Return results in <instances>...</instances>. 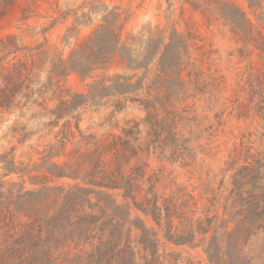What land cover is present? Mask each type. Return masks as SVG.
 <instances>
[{
    "label": "rangeland",
    "instance_id": "1",
    "mask_svg": "<svg viewBox=\"0 0 264 264\" xmlns=\"http://www.w3.org/2000/svg\"><path fill=\"white\" fill-rule=\"evenodd\" d=\"M216 1L10 0L0 39L13 34L21 46L45 44L66 60L112 11L129 55L139 59L175 33L164 61L179 51L181 65L162 67L157 54L132 68L116 50L86 75L69 71L58 88L48 84V62L36 71L48 88L21 110L0 113V264H12L9 253L27 246L25 205L59 202L76 186L97 189L91 177L108 182L119 174L132 178L134 199L120 188L105 191L158 238L152 255L138 243L141 230L128 225L136 264H213L204 249L214 233L233 230L238 188L241 201L264 192V51L232 31ZM221 1L238 7L264 41V0L255 10L248 0ZM74 94L88 100L56 118L52 111ZM145 198L161 207L160 225L135 206ZM166 216L171 233L192 240L167 239ZM89 249L71 244L52 254L62 253L56 264H68L63 260H82ZM244 249L251 264H264L262 232Z\"/></svg>",
    "mask_w": 264,
    "mask_h": 264
},
{
    "label": "trees",
    "instance_id": "2",
    "mask_svg": "<svg viewBox=\"0 0 264 264\" xmlns=\"http://www.w3.org/2000/svg\"><path fill=\"white\" fill-rule=\"evenodd\" d=\"M260 1L248 0L253 10L261 9ZM215 3L220 14L232 24L233 32L246 42H255L264 51L262 36L253 33L251 22L238 7L221 0ZM9 4L10 0H0V16L5 13ZM117 16L116 13L108 11L103 16V23L66 60L51 53L45 44H38L35 47L21 46L17 36L13 34L0 39V113L21 110L28 102L36 101L34 95H40L48 88V85L39 82L36 73L46 62L49 63L48 84L56 88L59 87L56 84L59 78L67 75L69 71L86 75L95 67L105 65L116 50L123 54L132 68L148 65L157 54L162 67L172 68L181 65L179 51L176 52L175 61H168V64L164 61L167 51L176 45L175 33L169 35V42L166 44L163 38L159 37L155 45L148 47L139 59L129 55V45L120 44L118 29L114 25ZM149 38L151 39L152 36L150 35ZM133 39L134 37L130 38L131 41ZM182 44H185V41L182 40ZM161 48L162 52H160ZM21 51L26 52L23 59L17 58V54ZM54 78L57 80L52 81ZM116 79L126 80L120 75ZM130 86L132 85H127V88ZM87 98L88 96L74 94L70 100L61 101L52 113L59 118L66 114L68 109L72 110L86 102ZM260 109L264 110V106ZM93 178L88 179V183L93 184L97 189L76 186L65 192L59 202L35 201L33 204H39L37 209H30L25 205L23 210H26L29 219L24 235L27 246L22 249L16 248L9 253L12 264H56L62 253L54 256L52 250L67 248L71 244L74 247L88 244L90 249L86 251L82 260L79 256L71 260H63L68 264H136L129 240V224L141 230L138 243L152 255L156 253L158 245L156 233L146 229L142 223L138 225V219H130L128 206L118 204L105 191L120 188L124 190L122 194L124 198L134 199L132 178L123 174L108 182H97ZM240 191L241 189L238 188V201H234L237 206L235 205L236 209L232 213L235 223L233 230L222 233V238H218L214 233L205 246L204 251L213 264H251L252 257L244 247L260 232L264 234V192L257 196V200L241 201ZM135 206L144 214H150L160 225L161 207L156 204L154 198H145ZM37 211L38 213H35ZM165 218L168 227L164 236L167 239L176 243L192 240V234L186 239L179 233H171L168 216ZM209 228L203 229L202 232L205 234Z\"/></svg>",
    "mask_w": 264,
    "mask_h": 264
}]
</instances>
